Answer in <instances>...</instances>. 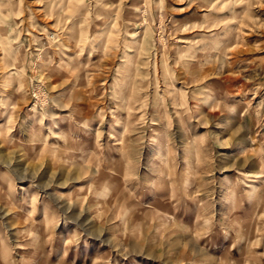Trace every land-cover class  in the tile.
<instances>
[{"label": "rangeland", "instance_id": "obj_1", "mask_svg": "<svg viewBox=\"0 0 264 264\" xmlns=\"http://www.w3.org/2000/svg\"><path fill=\"white\" fill-rule=\"evenodd\" d=\"M0 264H264V0H0Z\"/></svg>", "mask_w": 264, "mask_h": 264}]
</instances>
